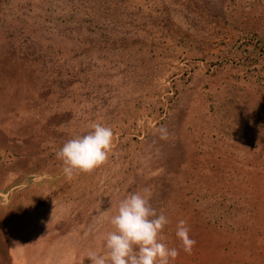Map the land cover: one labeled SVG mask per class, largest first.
I'll use <instances>...</instances> for the list:
<instances>
[{"label":"rangeland","instance_id":"rangeland-1","mask_svg":"<svg viewBox=\"0 0 264 264\" xmlns=\"http://www.w3.org/2000/svg\"><path fill=\"white\" fill-rule=\"evenodd\" d=\"M95 122L108 162L69 181ZM144 188L173 264H264V0H0V264H91Z\"/></svg>","mask_w":264,"mask_h":264},{"label":"clouds","instance_id":"clouds-1","mask_svg":"<svg viewBox=\"0 0 264 264\" xmlns=\"http://www.w3.org/2000/svg\"><path fill=\"white\" fill-rule=\"evenodd\" d=\"M91 129L87 134L69 139L56 152L69 181L82 172L90 174L108 162L113 130L100 122L93 123ZM169 135L166 127L159 129L160 139L167 140ZM152 195L150 188H144L120 201L117 213L110 217L112 230L103 238L107 252L89 251L87 258L91 264H173L179 250L165 243L163 230L170 221L152 207ZM189 233L187 221L179 220L175 234L188 254L196 244Z\"/></svg>","mask_w":264,"mask_h":264}]
</instances>
